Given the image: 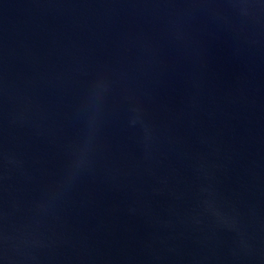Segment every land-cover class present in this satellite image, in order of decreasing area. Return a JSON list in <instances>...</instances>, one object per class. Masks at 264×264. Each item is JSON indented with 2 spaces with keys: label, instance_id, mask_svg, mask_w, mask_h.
Returning a JSON list of instances; mask_svg holds the SVG:
<instances>
[{
  "label": "water",
  "instance_id": "1",
  "mask_svg": "<svg viewBox=\"0 0 264 264\" xmlns=\"http://www.w3.org/2000/svg\"><path fill=\"white\" fill-rule=\"evenodd\" d=\"M0 264H264V0H0Z\"/></svg>",
  "mask_w": 264,
  "mask_h": 264
}]
</instances>
